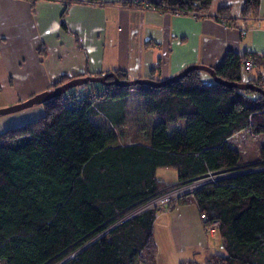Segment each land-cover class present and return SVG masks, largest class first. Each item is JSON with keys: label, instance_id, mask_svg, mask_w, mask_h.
Returning <instances> with one entry per match:
<instances>
[{"label": "trees", "instance_id": "obj_1", "mask_svg": "<svg viewBox=\"0 0 264 264\" xmlns=\"http://www.w3.org/2000/svg\"><path fill=\"white\" fill-rule=\"evenodd\" d=\"M211 2L158 5L179 15L207 14ZM259 3L245 0L241 16L255 15ZM218 15L229 18V8ZM248 57L264 69V55L228 51L213 67L216 76L262 88L263 74L249 78L243 71ZM107 73L130 80L121 69ZM113 76L108 84L71 87L41 103L38 118L0 132V264H156L157 211L137 210L168 189L216 172L227 176L184 198L195 203L205 228L217 224L224 254H211L205 264H264V95L212 78L205 83L199 70L160 87H120ZM73 79L61 77L48 90ZM131 88L149 98L144 111L158 117L148 146L119 145L113 130L93 119L100 97L123 98ZM170 124L176 126L171 132ZM242 130L263 138L258 160L243 164L226 143ZM158 167L175 169L177 183H162Z\"/></svg>", "mask_w": 264, "mask_h": 264}, {"label": "crops", "instance_id": "obj_2", "mask_svg": "<svg viewBox=\"0 0 264 264\" xmlns=\"http://www.w3.org/2000/svg\"><path fill=\"white\" fill-rule=\"evenodd\" d=\"M66 1L0 0V107L46 91L61 77L121 69L129 79L152 75L164 80L189 65L216 67L228 51L264 55V0L248 17L241 16L245 0H212L207 16L200 18L162 9L160 0ZM221 7L229 8V18L217 17ZM260 74L264 76V69L256 66L249 78ZM148 100L135 88L123 98L100 97L93 119L112 129L119 145L148 146L158 122L144 111ZM29 110L0 118V132L43 113L42 106ZM111 112L118 116H109ZM177 126L183 129L184 121ZM174 128L170 124L168 130ZM243 132L249 133L242 130L226 141L235 152L232 141ZM155 174L165 185L177 183L173 168L158 167ZM158 214L153 225L157 264L205 261L214 253L217 231L205 233L194 202L182 200Z\"/></svg>", "mask_w": 264, "mask_h": 264}, {"label": "water", "instance_id": "obj_3", "mask_svg": "<svg viewBox=\"0 0 264 264\" xmlns=\"http://www.w3.org/2000/svg\"><path fill=\"white\" fill-rule=\"evenodd\" d=\"M191 70H199V71H204L206 72L208 75H210V77L212 78V80L215 83H220L224 86L227 87H236L242 90H251L257 93H260L261 95H264V89H262L261 87L254 85L252 83H231V82H227V81H223L221 79H219L216 74H215V70L213 67H209V66H205V65H200V64H194V65H189L187 67H185L181 72H179L178 74L169 77L167 79L164 80H160V81H155L153 79H149V78H137V79H130L127 81H123V80H119L117 79L115 76H113V74L111 73H106L103 75H86V76H81L78 78H75L73 80H70L66 83H64L63 85L52 89V90H46L43 91L41 93H38L32 97H30L29 99L8 106V107H4V108H0V115H4V114H9V113H13V112H17L19 110H23L25 108H29L35 104H41L43 103L45 100L50 99L54 96L57 95H61L62 93H64L66 90H68L71 87H75V86H79V85H83L86 83H101V84H108V82H106V78L108 76H113V83L117 86L120 87H130V86H136V85H140V84H145L151 87H160L163 86L169 82H173L178 80L179 78H181L182 76L186 75L189 71Z\"/></svg>", "mask_w": 264, "mask_h": 264}, {"label": "rangeland", "instance_id": "obj_4", "mask_svg": "<svg viewBox=\"0 0 264 264\" xmlns=\"http://www.w3.org/2000/svg\"><path fill=\"white\" fill-rule=\"evenodd\" d=\"M203 75H205V77H207V78H205L206 80H203L205 83H208L211 81V77L206 72H203ZM246 77H247L246 74H243V78L247 79ZM21 102H23V101H21ZM18 103H20V102H18ZM15 104H17V103H15ZM12 105H14V104H12ZM9 106H11V105H9ZM39 106H42V105L41 104H35L29 108H25V109L19 110L17 112L4 114V115L2 114V115H0V118L5 119V117H10L11 115H13V117L18 116V115H22V113H25L26 111H30L29 109H35L36 107H39ZM6 107H8V106H6ZM0 108H4V107H0ZM132 120L134 121V119H131V122H132ZM129 123H130V121H129ZM127 128H128V126H127ZM130 130H132V129H130ZM232 143L234 144L235 148H238L237 152L240 155L239 157H241V160H242L241 164H243V163H248V162H251L254 160H258V158L260 156V148H261V145L263 143V138H262V136H252L249 133L243 132L241 135H238L237 137H235L233 139ZM228 146H229V144H228ZM219 175H220L219 172L216 173V176H219ZM212 177H213V175H212ZM186 197H187V195L184 196V194L176 197V200L173 199L174 198L173 197L171 199V201H169V203L164 208H161L160 211H158V213L165 210V209H168L172 203H177L176 202L177 200H179V199L184 200V198H186ZM158 213H157V215H159ZM209 230L210 231H208V229L205 228V233H207V235H210L214 232V230L213 231H211V229H209ZM211 251L216 253V254H224L223 248L221 246L218 235L216 233L214 235V242H213V245L211 246ZM206 260L205 261H198V262L195 261V262L197 264H205ZM163 263H164V259H163ZM2 264H5V263H2ZM138 264H141V263H138ZM156 264H157V256H156ZM166 264H168V263H166Z\"/></svg>", "mask_w": 264, "mask_h": 264}, {"label": "built area", "instance_id": "obj_5", "mask_svg": "<svg viewBox=\"0 0 264 264\" xmlns=\"http://www.w3.org/2000/svg\"><path fill=\"white\" fill-rule=\"evenodd\" d=\"M174 13V12H173ZM177 15H179L177 12L175 13ZM189 15H191L192 17H206L207 14H201V13H193L191 12ZM217 17H219V15L217 14ZM255 65L253 60L248 57L247 59L243 60L242 62V68L244 73H246L247 75H250L251 72L253 71ZM262 88H264V82L262 84ZM217 173V172H216ZM216 173H208L206 175H203L199 178H197L194 182L189 183V184H184V185H178L175 186L171 189H168L166 192L161 193L160 195H158L157 197L153 198L152 200H150L147 204H145L144 206H142L139 210H137V212L141 211V210H156L157 213L158 211H160L161 208H164L169 201H171V199H175L176 197L180 196V195H190L194 190H196L198 187L210 183V182H215L218 179L227 176V174H224L222 172H219L220 175L216 176ZM222 173V174H221ZM215 174V175H214ZM213 175V177H212ZM173 195V196H172ZM174 200V201H175ZM156 213V216H157ZM217 224L216 223H212L209 227H207L208 231H210L209 229H211V231H213Z\"/></svg>", "mask_w": 264, "mask_h": 264}, {"label": "bare ground", "instance_id": "obj_6", "mask_svg": "<svg viewBox=\"0 0 264 264\" xmlns=\"http://www.w3.org/2000/svg\"><path fill=\"white\" fill-rule=\"evenodd\" d=\"M263 89V88H262Z\"/></svg>", "mask_w": 264, "mask_h": 264}]
</instances>
